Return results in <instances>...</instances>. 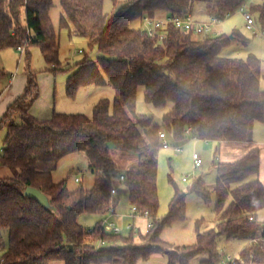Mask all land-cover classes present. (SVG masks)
Masks as SVG:
<instances>
[{"label": "trees", "instance_id": "16d2710c", "mask_svg": "<svg viewBox=\"0 0 264 264\" xmlns=\"http://www.w3.org/2000/svg\"><path fill=\"white\" fill-rule=\"evenodd\" d=\"M104 2L60 0L64 12L60 24H72L98 50L96 60L85 58L75 65L68 78V96L74 98L81 87L103 85L106 74L118 94L114 104L100 100L92 117L54 112L50 118H37L31 109L40 98V88L28 67L23 93L0 120V130L6 129L0 167L12 172L11 177H0L1 264H50L55 260L65 264H138L159 253L167 255L169 264H189L201 254L208 256L203 264H214L220 260L219 235L247 242L234 264H264V240L254 242L257 237L264 238V220H259V213L264 212L260 150L253 148L233 163H218L216 229L198 232L193 245L164 250L160 246L166 243L160 237L162 231L186 219V193L176 190L168 214L157 217L156 153L163 147L162 130L152 116L136 111L138 90L143 87L145 100L154 107L173 104L163 124L177 141L185 139L191 127L192 136L200 140L252 143L254 123L264 124L262 61L253 54L245 59L221 54L233 40L248 42L237 33L206 34L194 40L192 32L174 25L158 30L153 37L141 28L129 27L131 21H143L161 11L183 16L200 3L204 4V18L223 21L244 0H128L111 17L104 12ZM52 8L53 0H0V52L23 49L29 66V49L39 45L48 68L52 72L62 69ZM249 9L264 24V0ZM7 77L0 64V97ZM114 150L134 158L120 174L125 176L121 182L128 187L131 205L149 212L153 220L151 230L141 231L137 241L131 232L128 237L106 232L101 221L91 230L79 222L83 213L106 215L110 206L118 203L111 194L117 167ZM76 152L87 157L94 175L90 188L80 184L70 189L67 180H54L61 159ZM28 187L44 193L51 208L28 197ZM191 190L210 200L201 179Z\"/></svg>", "mask_w": 264, "mask_h": 264}, {"label": "rangeland", "instance_id": "374dc122", "mask_svg": "<svg viewBox=\"0 0 264 264\" xmlns=\"http://www.w3.org/2000/svg\"><path fill=\"white\" fill-rule=\"evenodd\" d=\"M127 1L116 0L115 2L114 0H105L104 12L111 17ZM262 1L244 0L243 5L249 8L250 5L259 4ZM196 9L203 11L204 4L200 3ZM161 12H157L154 16H159ZM252 14L256 18V30L261 32L264 24L259 21L256 13ZM62 16H64V12L60 0H53L50 17L60 41L59 58L62 69L52 72L48 68L39 45L31 46L29 49V66L25 53L22 55L16 48H10L5 50L8 58V66L5 65L4 68L7 70L8 77L4 79V83L6 86L10 80L8 78L15 75V87H18V82L21 78L25 80L26 72L28 71V67H30L36 76L40 88V97L43 96V99H45L46 95H50L47 94L50 87L53 90L52 95H57V112L85 114L92 117L95 104L102 99H107L113 105L118 94L109 81V78L104 74L106 82L103 85L92 84L81 87L74 98L68 96V78L75 71V65L85 58L96 60L98 50L89 43V40L85 36L80 35L72 24L62 27L60 24ZM22 20L25 23L24 16ZM129 27L133 29L141 28L142 20L136 19L131 21ZM215 31L230 36L233 33H237L248 41L245 44L239 39L233 40L229 46L222 50L221 54L226 57L242 59L247 58L250 54L257 56L262 61L261 87L264 89V35L260 33L254 34L246 28L243 13L239 9L230 17L220 21L215 27L214 33H212L213 35L216 34ZM192 38L198 40L201 36L192 34ZM80 50L83 53H79ZM172 106V103H168L165 108L154 107L145 100L144 88H139L137 94V113L152 116L154 123L161 127L162 132L166 133L167 142L170 145L168 148H160L156 153L158 160L157 183L159 192L157 217L163 218L168 214L169 206L176 190L186 193V219L174 222L170 227L165 228L160 235L161 239L166 242L161 243L160 246L164 250L176 251L177 246L195 244L197 242L198 232L204 233L210 229H216L215 188L218 180V163H233L247 155L253 148H258L260 150V177L264 184V124L259 121L254 123L252 143L206 141L192 139L189 136H186L181 141H177L174 135L167 131L163 124V117ZM5 136L6 129L3 128L0 130V151L2 145H4L3 140ZM178 147L181 148L180 151L177 150ZM195 153L202 160L200 167H195L193 159ZM112 154L117 163L115 176L113 177L114 189L116 190L115 197L118 201L115 206L117 216L114 220L117 221L118 225H122V236L128 237L130 231L127 229V225L133 223L134 220L129 217L132 209L129 190L120 181V174L134 162V158L130 154L120 150H114ZM11 176L12 172L10 169L0 167V177ZM63 179L67 180L70 189H75L80 184H83L87 188L93 185L94 175L89 171L88 160L84 152H76L61 159L54 172V180L59 182ZM77 179L80 181L77 182ZM199 179L206 186L210 196L209 201H206L197 192L191 190L193 184ZM121 217L124 218L119 221ZM104 219L105 215L88 212L80 215L79 222L84 229L91 230L99 221ZM259 220H264V212L259 213ZM135 223L145 232L149 220L138 218ZM134 237L136 241L139 240V234L134 235ZM7 240L8 238L5 236L6 243ZM246 244L247 242L244 240L228 239L224 235H219L218 252L220 260L214 264H229V257L240 258V253ZM207 257L206 254L198 255L189 264H203V260L207 259ZM50 264H65V262L63 260H55ZM138 264H169V259L166 254L159 253L151 256L149 259L139 261Z\"/></svg>", "mask_w": 264, "mask_h": 264}, {"label": "built area", "instance_id": "2783aa9c", "mask_svg": "<svg viewBox=\"0 0 264 264\" xmlns=\"http://www.w3.org/2000/svg\"><path fill=\"white\" fill-rule=\"evenodd\" d=\"M246 6L242 5L239 10L243 13V17L245 19L246 28L250 31H252L254 34H261L264 35V27L261 32L256 30V18L253 16L252 12L249 8L246 10ZM221 20L216 17H210L208 19L204 18L202 12L200 10L194 9L188 13H186L183 16H167L165 18H159L156 16H146L143 18L142 21V31H145L149 34V36H156V33L158 30H165L168 28L169 25H174L175 27L187 31L192 32L193 34H196L198 36H203L206 34H212L214 33L215 27L219 24ZM216 32V31H215ZM218 33V32H216ZM21 52H24L23 49H21ZM81 53V51H79ZM185 134L189 136L192 139H198L194 136H192V128L188 127ZM160 138L162 141V146L165 148H168L170 145L167 142V136L165 132H160ZM178 151L181 150L180 147L177 148ZM195 167H200L202 165V160L200 156L195 153L193 155ZM125 179L124 175H120V181H123ZM77 182L79 179L76 180ZM186 181V179H184ZM112 196L116 195V190L112 189L111 192ZM117 216L116 214V208L114 205L110 206L108 209L107 214L105 215V219L101 221L102 228L109 233L113 234H121L123 231L122 225H118L117 221L114 220V218ZM129 217L134 220L133 223L127 225V229L133 233L134 235L139 234L142 229L140 226H138L135 221L138 218H144L148 219L149 223L145 229V232H149L151 228L153 227V220L151 219L149 212H140L136 206H132L131 213L129 214ZM124 217L119 218V221L123 220ZM251 221H254V218L251 217ZM264 240L263 237H257L254 239V242H258ZM103 243L100 242L99 245H102ZM1 264V262H0ZM229 264H234V258L229 257Z\"/></svg>", "mask_w": 264, "mask_h": 264}, {"label": "crops", "instance_id": "0c3cea01", "mask_svg": "<svg viewBox=\"0 0 264 264\" xmlns=\"http://www.w3.org/2000/svg\"><path fill=\"white\" fill-rule=\"evenodd\" d=\"M167 16H169L168 13L161 12L159 14V16H156V17L165 18ZM8 49H10V48H8ZM8 49H5V50H8ZM5 50L0 52V56L2 54V56L0 57V59H1L0 64L3 68L5 67V65L8 66V58H7V53ZM5 71L7 72L6 69H5ZM27 73L28 72H26L25 80L23 78H21L20 81L18 82V87H15V78H16L15 75L8 78L10 80L8 81V84L6 86L4 83L5 80L3 81V93L0 97V120L4 116L7 108L23 93V91L27 85ZM52 91L53 90L50 87V89L47 93V94H50V95H48L49 97L46 95V98L44 97L45 99H43V96H41L33 104L32 109H31V113L35 117L40 118V119H47V118H50L54 112L58 111L57 107H56L57 95L56 94L52 95ZM3 148H4V145H2L0 153L2 152ZM260 179H261V177H260Z\"/></svg>", "mask_w": 264, "mask_h": 264}, {"label": "water", "instance_id": "95a60500", "mask_svg": "<svg viewBox=\"0 0 264 264\" xmlns=\"http://www.w3.org/2000/svg\"><path fill=\"white\" fill-rule=\"evenodd\" d=\"M25 193L28 197L38 201L45 208L47 209L51 208L48 197L44 193H42L40 190L33 188V187H28Z\"/></svg>", "mask_w": 264, "mask_h": 264}]
</instances>
